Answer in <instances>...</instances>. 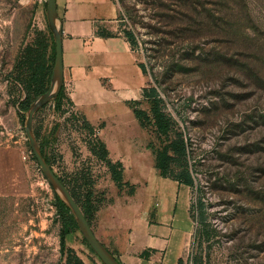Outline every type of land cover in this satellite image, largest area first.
Wrapping results in <instances>:
<instances>
[{
	"label": "rangeland",
	"instance_id": "1",
	"mask_svg": "<svg viewBox=\"0 0 264 264\" xmlns=\"http://www.w3.org/2000/svg\"><path fill=\"white\" fill-rule=\"evenodd\" d=\"M116 2L121 31L136 38L144 87L157 89L174 121L171 135L187 145L185 161L171 168L175 174L186 163L194 179L182 264H264V0ZM45 4L0 0V264H101L78 228L63 231L24 131L23 108L36 97L27 98L17 79V56L35 42L49 45V56ZM66 93L59 109L50 102L35 114L34 128L54 172L81 203L89 196L98 232L97 213L116 190L88 148L102 125L86 128ZM139 103L151 115L150 103ZM132 133L152 157L167 143L153 122Z\"/></svg>",
	"mask_w": 264,
	"mask_h": 264
},
{
	"label": "crops",
	"instance_id": "2",
	"mask_svg": "<svg viewBox=\"0 0 264 264\" xmlns=\"http://www.w3.org/2000/svg\"><path fill=\"white\" fill-rule=\"evenodd\" d=\"M56 3L63 88L91 126L102 125L110 160L122 163L123 181L134 187L127 194L116 187L97 213L94 233L121 264H178L192 230L190 187L162 177L132 133L139 124L128 102L142 98L144 74L121 31L120 7L116 0Z\"/></svg>",
	"mask_w": 264,
	"mask_h": 264
},
{
	"label": "trees",
	"instance_id": "3",
	"mask_svg": "<svg viewBox=\"0 0 264 264\" xmlns=\"http://www.w3.org/2000/svg\"><path fill=\"white\" fill-rule=\"evenodd\" d=\"M46 7V4H45ZM123 35L126 40L129 42L131 49H134V45H136V38L134 33L131 30H124ZM50 44V54L48 56V48L49 45H42L38 42L33 44L26 45L17 56L18 68L16 71L18 72V80L20 84L23 85L24 89L27 92V98L31 95L37 97L39 94L46 91L49 85L52 65L54 61V44L52 41L51 34L49 35ZM143 74H145V69L142 64H139ZM63 98V87L58 94L57 98L51 102H54L57 109L60 108ZM142 99L147 100L150 103V113L149 115L145 110L138 108L139 101H129L128 105H132L131 109L136 120L139 122L141 126H145L148 122H153L156 131L160 136H163L166 140L165 146L156 151L154 154V165L158 170L159 174L162 177H168L178 181V183L186 185L188 187H192L194 184V179L192 177L191 172L189 171L188 166L183 165L178 173H173L171 170L173 165H181V161H185L187 157V145L182 137V135L174 133L171 135L173 131V119L168 116L163 109V100L159 96V93L155 87H144L142 89ZM134 105V106H133ZM29 105H25L23 111L27 110ZM24 111V112H25ZM84 116V115H83ZM84 125L86 128L92 130L93 126L86 120L85 117L82 118ZM35 135L39 141V135L34 128ZM174 136V137H173ZM41 148L46 147L45 144H42L40 141ZM88 148L90 152L98 156L101 160H103L106 164V167L109 171L110 178L115 184V186L121 190L122 187H130V192L132 193L134 187L129 185L127 182L123 181L122 171L123 166L120 161L113 162L110 160L108 156V150L106 148L105 143L99 139L96 140V143L89 142ZM34 158V156H33ZM35 159V158H34ZM47 162L51 165V161L48 156H46ZM52 166V165H51ZM60 180L66 185L65 180L59 177ZM69 189V188H68ZM71 195L74 197L78 205L81 207L88 223L92 227V219L94 216L95 207L92 205V201L89 196L85 198V200L81 203L79 199L76 198L75 194L72 190H70ZM56 195V194H55ZM58 206L62 212L63 220H62V228L63 231L70 233L73 229L77 228V225L73 219L72 214L66 205L56 196ZM198 209L200 210V218L202 224L206 227L205 222L206 218L204 215V204L203 202L198 203ZM191 217V216H190ZM65 241L62 237L61 245L64 247ZM93 252V251H92ZM178 264H182V259H179Z\"/></svg>",
	"mask_w": 264,
	"mask_h": 264
},
{
	"label": "water",
	"instance_id": "4",
	"mask_svg": "<svg viewBox=\"0 0 264 264\" xmlns=\"http://www.w3.org/2000/svg\"><path fill=\"white\" fill-rule=\"evenodd\" d=\"M45 17L54 44V61L48 88L39 94L24 112V131L30 150L41 169L45 179L56 196L66 205L80 231L83 239L95 253L101 264H121L116 257L98 240L88 223L81 207L69 189L47 162L46 147L41 148L34 132V116L45 105L57 98L63 87V54H62V19L57 11L56 0H46Z\"/></svg>",
	"mask_w": 264,
	"mask_h": 264
}]
</instances>
